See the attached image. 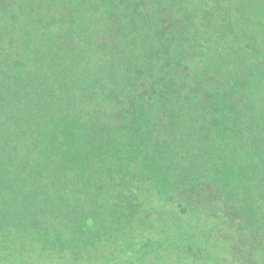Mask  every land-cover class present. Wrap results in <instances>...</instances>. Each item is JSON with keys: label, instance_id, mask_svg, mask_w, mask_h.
<instances>
[{"label": "trees", "instance_id": "1", "mask_svg": "<svg viewBox=\"0 0 264 264\" xmlns=\"http://www.w3.org/2000/svg\"><path fill=\"white\" fill-rule=\"evenodd\" d=\"M0 41L1 118L39 173L0 148V245L1 205L36 194L117 203L118 237L177 228V201L264 219V0H0Z\"/></svg>", "mask_w": 264, "mask_h": 264}, {"label": "rangeland", "instance_id": "2", "mask_svg": "<svg viewBox=\"0 0 264 264\" xmlns=\"http://www.w3.org/2000/svg\"><path fill=\"white\" fill-rule=\"evenodd\" d=\"M4 43L7 42L0 41V46ZM0 55L8 58L1 48ZM7 109L11 108L5 101L0 102V148L5 146L9 152H14L13 157L20 159L18 163L24 162V168L32 175H38L34 164H28L35 159L32 148L27 150L23 143L15 140L8 121L1 118L2 110ZM0 155L3 161L6 157L9 159L7 152ZM28 156L30 160L25 162ZM13 163L19 167L18 163ZM0 177L8 179L3 172ZM60 203L36 194L18 203L1 205L5 208L4 215L10 209L5 217L16 218L14 223H10V231L16 230V233L14 231L7 242L0 245V264L1 261L5 264H264V219L255 222L243 218L238 211V203L193 200L188 207L177 201L181 208L183 206L190 210L195 206L193 217L190 213L175 214L178 229L173 224L166 229L154 226V233L150 235L134 231L140 225V217L125 215L121 219L125 224L120 228L124 236L118 234L120 237L108 229L112 226V230L118 229L115 222L116 226L111 223L116 218L114 211L117 203L100 204L102 212L113 205L114 214L99 216H85L71 210L67 203ZM78 203V208L89 207L85 203ZM154 205L171 208L164 203ZM128 218H132L133 222H128ZM132 224H135L133 229ZM151 224H155V219L151 220ZM190 231L193 235L191 239L188 237ZM125 235L136 242L129 241ZM172 243L177 247L174 251H178V254L171 252Z\"/></svg>", "mask_w": 264, "mask_h": 264}]
</instances>
